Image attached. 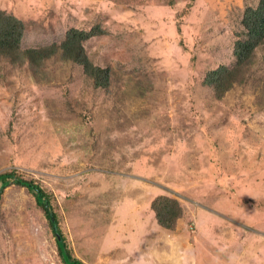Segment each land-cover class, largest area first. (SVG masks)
Here are the masks:
<instances>
[{"label": "rangeland", "instance_id": "obj_1", "mask_svg": "<svg viewBox=\"0 0 264 264\" xmlns=\"http://www.w3.org/2000/svg\"><path fill=\"white\" fill-rule=\"evenodd\" d=\"M258 0H0L25 22L21 47L70 27L110 67L97 88L53 56L36 72L0 58V172L51 196L85 264H264V45L246 79L217 98L205 73L233 62L235 31ZM158 194L177 198L174 228ZM0 264H64L26 187L0 198Z\"/></svg>", "mask_w": 264, "mask_h": 264}, {"label": "trees", "instance_id": "obj_2", "mask_svg": "<svg viewBox=\"0 0 264 264\" xmlns=\"http://www.w3.org/2000/svg\"><path fill=\"white\" fill-rule=\"evenodd\" d=\"M24 30L23 19L0 8V58H7L19 64L26 63L36 72L48 59L58 56L80 66L82 73L91 80L94 87L108 88L110 85V67L95 63L88 55L84 44L93 35L103 32L100 25L95 24L89 29L73 26L66 30L59 42L26 48L21 47ZM234 34L232 64L222 63L210 68L204 76L203 82L211 87L217 98L222 97L234 84L245 81L256 49L264 45V0H258L255 5H247L244 8L240 28ZM11 182L26 187L33 194L37 206L47 218L63 263L85 264L68 248L50 194L35 180L24 178L12 169L0 172V198L3 188ZM150 207L154 211L157 223L167 229L174 228L177 219L183 213L179 200L166 194L156 195Z\"/></svg>", "mask_w": 264, "mask_h": 264}]
</instances>
